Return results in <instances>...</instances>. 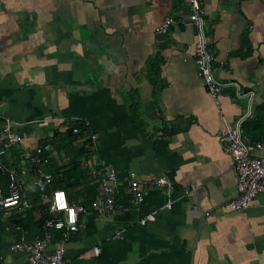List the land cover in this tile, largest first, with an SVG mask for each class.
Here are the masks:
<instances>
[{
    "label": "crops",
    "instance_id": "0c3cea01",
    "mask_svg": "<svg viewBox=\"0 0 264 264\" xmlns=\"http://www.w3.org/2000/svg\"><path fill=\"white\" fill-rule=\"evenodd\" d=\"M202 1L215 77L252 102L232 87L217 105L185 0H0V137L18 133L34 151L83 124L98 136L95 163L123 185L133 173L174 182L140 205L125 196L128 212L82 216L65 264H264V195L232 209L237 175L219 140L250 106L244 132L264 131V0ZM14 240L0 243V264H27Z\"/></svg>",
    "mask_w": 264,
    "mask_h": 264
},
{
    "label": "built area",
    "instance_id": "2783aa9c",
    "mask_svg": "<svg viewBox=\"0 0 264 264\" xmlns=\"http://www.w3.org/2000/svg\"><path fill=\"white\" fill-rule=\"evenodd\" d=\"M191 7L190 20L196 29V63L202 80L208 91L220 106V97L228 88H235L239 97L247 96L253 101L254 93L242 92L240 85L233 82H221L214 74L216 55L209 39L206 25V10L202 0H185ZM176 22L175 16H168L158 27V32L165 34ZM251 106L248 116L239 121L236 127H228L220 135V144L233 159L234 170L237 175L239 195L231 202L235 211L250 207L252 201L259 195H264V143L251 142L245 135L243 123L252 116ZM8 131V130H7ZM76 137L75 144L92 150L87 161L88 175L97 188V197L93 209L100 216L128 212L130 207L119 203L120 189L124 196H130L134 205L144 203L149 189H158L171 193L174 182L168 176L144 177L136 173L129 176L123 185L118 174L113 170L100 167L95 163L94 148L98 141L96 133H83L80 127L73 128ZM23 137L18 133H7L0 137V173H6V181L0 186V219L7 222L11 218L21 215L34 205L37 197L46 206L45 223L41 227L42 234L37 231H21L19 240H14L11 251L25 252L28 255L27 264H65L66 245L70 236L80 230L81 217L90 212L84 204L71 202L68 193L56 190L50 194V187L54 184V174L51 166L54 164L56 153L51 144H40L34 151L19 148L23 144ZM253 145V146H252ZM252 147L260 151L261 155L252 153ZM189 196L193 190H187ZM148 219H143L146 224ZM7 227V229H11ZM97 254L100 247L95 248Z\"/></svg>",
    "mask_w": 264,
    "mask_h": 264
},
{
    "label": "trees",
    "instance_id": "16d2710c",
    "mask_svg": "<svg viewBox=\"0 0 264 264\" xmlns=\"http://www.w3.org/2000/svg\"><path fill=\"white\" fill-rule=\"evenodd\" d=\"M260 115H258L259 117ZM261 122V119H255L254 125ZM83 124L73 125L65 131H56L51 139L41 142L42 144H51L55 150L56 157L54 164L51 166L55 180L50 187V194L56 190H64L68 193L71 202L84 204L89 210H93L94 202L97 197V188L92 184L88 175L87 161L92 150L87 147H80L75 144L76 137L73 134L75 126L80 127L85 133ZM252 143H264V131L250 135L245 131ZM61 160V163H59ZM6 173H0V186L6 181ZM122 198V199H121ZM124 195L119 193V203H123ZM40 197L36 198L31 209L21 215L15 216L7 222L0 219V243L4 241L5 235L11 234L15 240H19V233L22 231L35 232L43 227L46 216ZM20 227L22 230L18 232L11 227ZM10 227L11 229H7Z\"/></svg>",
    "mask_w": 264,
    "mask_h": 264
}]
</instances>
